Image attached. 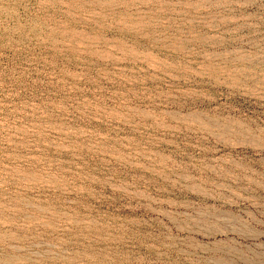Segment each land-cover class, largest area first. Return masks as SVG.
I'll list each match as a JSON object with an SVG mask.
<instances>
[{
    "label": "rangeland",
    "instance_id": "374dc122",
    "mask_svg": "<svg viewBox=\"0 0 264 264\" xmlns=\"http://www.w3.org/2000/svg\"><path fill=\"white\" fill-rule=\"evenodd\" d=\"M0 264H264V0H0Z\"/></svg>",
    "mask_w": 264,
    "mask_h": 264
}]
</instances>
